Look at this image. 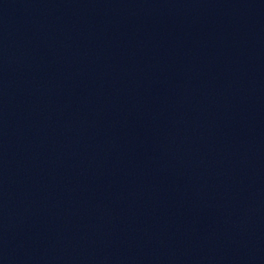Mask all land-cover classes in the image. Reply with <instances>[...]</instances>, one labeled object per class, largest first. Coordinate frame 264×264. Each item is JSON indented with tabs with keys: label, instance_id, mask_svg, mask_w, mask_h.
<instances>
[{
	"label": "water",
	"instance_id": "obj_1",
	"mask_svg": "<svg viewBox=\"0 0 264 264\" xmlns=\"http://www.w3.org/2000/svg\"><path fill=\"white\" fill-rule=\"evenodd\" d=\"M0 264H264V0H0Z\"/></svg>",
	"mask_w": 264,
	"mask_h": 264
}]
</instances>
